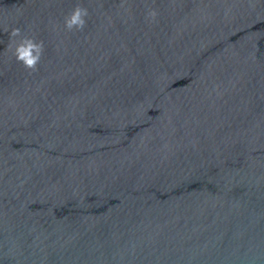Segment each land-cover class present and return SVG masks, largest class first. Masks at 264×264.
Here are the masks:
<instances>
[{
    "label": "water",
    "instance_id": "obj_1",
    "mask_svg": "<svg viewBox=\"0 0 264 264\" xmlns=\"http://www.w3.org/2000/svg\"><path fill=\"white\" fill-rule=\"evenodd\" d=\"M0 264H264V0H0Z\"/></svg>",
    "mask_w": 264,
    "mask_h": 264
},
{
    "label": "clouds",
    "instance_id": "obj_2",
    "mask_svg": "<svg viewBox=\"0 0 264 264\" xmlns=\"http://www.w3.org/2000/svg\"><path fill=\"white\" fill-rule=\"evenodd\" d=\"M28 63L31 64L32 63V60H29Z\"/></svg>",
    "mask_w": 264,
    "mask_h": 264
}]
</instances>
